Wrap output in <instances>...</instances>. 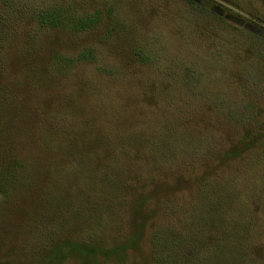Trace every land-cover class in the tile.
<instances>
[{
    "label": "rangeland",
    "instance_id": "obj_1",
    "mask_svg": "<svg viewBox=\"0 0 264 264\" xmlns=\"http://www.w3.org/2000/svg\"><path fill=\"white\" fill-rule=\"evenodd\" d=\"M196 1L203 11L187 0H24V6L50 4L65 6L78 16L96 11L100 16L96 25L75 33L36 32L29 41L34 45L31 51L23 48L26 36L34 34L27 13L4 25L9 44L0 60V145L6 154L13 152L24 160L26 181L10 189L0 203V264H40L46 247L59 242L63 233L81 232L82 222L88 223L95 208L105 222L104 232L123 241L132 228L129 209L136 191L148 195V206L173 192V182L155 171L160 186L153 188L148 178L152 158L145 152L143 137L156 135L166 125L170 132L193 126L197 136L201 123L215 134L210 144L213 157L201 163L195 150L181 151L186 164L190 157L195 160L186 165L191 171L187 180L175 177L176 202L189 201L198 176L207 168L209 179L229 189L232 199L222 196L224 208L228 215L238 210L236 223L245 230L248 263L264 264V153L257 154L261 145H252L234 161L218 157H224L223 149L233 142L238 144L243 126L232 127L227 114L214 108L243 107L252 100V115L244 124L257 129L259 123L264 125V66L258 65L257 75L250 70L249 80L255 77L248 92L240 66L255 56L251 34L264 35V0ZM85 48L94 54L89 61L43 71L54 52L69 56ZM32 64L39 73L29 79L26 72ZM191 71L199 74L198 82ZM107 162L121 177L109 193L100 168ZM141 183L145 187L140 189ZM44 192L51 199L40 200V207L37 198ZM62 200L82 210V215L67 218L64 229ZM150 221L164 224L161 215L154 214L124 260L107 264H145L150 251L147 235L154 226ZM209 226L213 228L210 222ZM215 233L209 229L196 239L208 242L217 238ZM206 249L207 260L227 261L225 239ZM60 264L78 263L67 257Z\"/></svg>",
    "mask_w": 264,
    "mask_h": 264
},
{
    "label": "trees",
    "instance_id": "obj_2",
    "mask_svg": "<svg viewBox=\"0 0 264 264\" xmlns=\"http://www.w3.org/2000/svg\"><path fill=\"white\" fill-rule=\"evenodd\" d=\"M23 1L0 0V60L3 55L2 52H4L9 44L7 38L4 36V25L9 20L17 18L21 12L27 13L34 27V34L26 36L27 41L23 47L24 51H31L34 45L29 44V41L33 42V35H36V32H41L46 29H59L69 33H75L93 27L100 20L97 11L94 14L90 13L78 16L65 6H52L50 4L36 5L34 3H29L27 6H24ZM187 1L196 7V10L199 12L204 10L196 0ZM213 14L216 15V13ZM250 45L252 47V53L255 56L253 59L247 61V63L242 62L240 64L243 68L242 75L245 92H248L250 86L253 84L254 73L256 75L258 74L256 70L258 65L262 64L264 66V35L252 33L250 36ZM93 55L92 50L88 48L81 49L74 55L69 56L62 55L60 52H54L50 59L51 64L48 63L43 71L50 69L52 66L62 71V67H70L74 62L82 60L89 61V58H92ZM37 67L35 64L28 65L26 74L29 79H32L36 73H39V68ZM251 69H254V75L250 81L249 74ZM191 73L194 79L197 78L195 82H198L199 74L193 73L192 71ZM187 74L188 72L185 73V75ZM2 85L0 84V91ZM253 104L252 100H248L244 103L243 107L232 106L225 110L214 107L219 114H227V118L230 119V125L232 127H237V125L240 127L243 126L240 136L236 139L238 144L233 142L232 146H227L223 149L224 157L222 154L218 157L227 160L233 159L234 161L242 149L244 150L245 147L248 148L252 145H261V152H257V154L264 153V125L261 126V123H259V129H257L256 127H252V124H244L248 120V117L252 115L250 109H253ZM254 112V114L257 113L256 109ZM261 122L264 123V120ZM250 127L252 128L250 129ZM171 130V126L166 125L156 135H154L156 132H153L143 138L145 152L152 158V163L149 165L150 175L148 178L150 177L149 179L152 180L153 188L156 189L160 186L154 180V177L157 176L155 173H161L162 175H159V178L163 177L167 182H173V184H169L170 187L173 186L172 194H166L158 203L155 202L152 206H148L146 204V200L149 199L148 195L141 191H136L134 193L135 201L129 209L132 228L130 233L120 242H116L112 236L107 235L110 233L104 232L106 225L103 219L101 220L102 217L98 209L97 211L95 210L96 208L91 209L94 212L91 213L88 223L82 222L84 226L82 225L81 232L74 233L73 235L63 233L62 239L59 242L49 244L46 247V249L48 248L47 251L39 255L41 259L40 264H60L67 257L75 258L78 264H107L113 260L122 261L125 258L127 249L134 245L137 239L141 238L145 223L154 214L161 215V218L164 219V224H155L154 221L149 222L151 226H154L151 227L147 235L150 243V251L148 253V261L145 264H220L216 258L209 257V260H207L205 258L207 255H204L207 251L206 248L217 242L220 238L225 239L228 257H230H227V261L221 264H249L246 258V248L248 247L244 241L245 230L243 231L241 224L236 223L239 219L237 215L238 210L228 215V210L224 208L225 203L223 198L226 200L225 196H228L232 199V196L229 194V189H225V184H215L214 180L209 179L206 172L207 168L204 173L198 176L200 182L194 185L192 197L189 201L187 200L186 203H182L179 199V202H176L178 196L175 195V189L178 183L174 182L175 177L177 176L180 181L187 180V174L191 172L187 170L188 166H192L195 160V157H190L189 164H186L184 159H182L184 156L181 151L194 153L193 151L195 150L196 156L200 158L201 163H204L206 160H211L213 154L210 144L214 141L212 138H214L215 134L210 131V125H206V123L199 124L197 136L193 132V126L189 131L188 128H182L177 132H170ZM231 147L236 148L232 150ZM2 150L3 153L0 157V203L7 199L10 189H13L16 185L24 184L26 181V178L23 176L24 170L26 169L24 160L13 152L6 154L5 151L7 150L0 145V151ZM171 150L173 151L172 156ZM100 168L102 169L101 179L107 184V193H109L110 188L112 190L113 187L115 188L120 185L121 177L119 175V169L114 168V165L110 162L106 164L102 163ZM114 181H117L118 185L115 186ZM190 183H192V180ZM140 185V189L145 187V183H141ZM49 196V193L44 192V194H41L37 198L40 207L42 206L39 201L45 200V198L50 200L51 198ZM117 198V201L124 200L122 197ZM179 208L182 210H179ZM80 215H82L80 206L75 207L62 200L63 229L65 228L63 227L65 221H68V217L74 218ZM208 221L214 229L209 226ZM209 229L215 230L216 239L208 242L202 238L201 240L196 239V235ZM237 231L242 232V234ZM218 234H221V236ZM186 243L190 246H187ZM12 263L11 261L6 262V264Z\"/></svg>",
    "mask_w": 264,
    "mask_h": 264
}]
</instances>
